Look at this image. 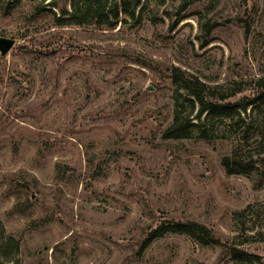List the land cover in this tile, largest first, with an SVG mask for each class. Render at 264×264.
Returning <instances> with one entry per match:
<instances>
[{
	"label": "rangeland",
	"instance_id": "rangeland-1",
	"mask_svg": "<svg viewBox=\"0 0 264 264\" xmlns=\"http://www.w3.org/2000/svg\"><path fill=\"white\" fill-rule=\"evenodd\" d=\"M75 1L0 0V264H264V98L209 138L163 136L192 97L173 72L218 100L258 92L264 0H108L101 23ZM174 221L219 242L144 246Z\"/></svg>",
	"mask_w": 264,
	"mask_h": 264
},
{
	"label": "trees",
	"instance_id": "trees-1",
	"mask_svg": "<svg viewBox=\"0 0 264 264\" xmlns=\"http://www.w3.org/2000/svg\"><path fill=\"white\" fill-rule=\"evenodd\" d=\"M79 13H82V17L84 19L87 17H93L97 23H101L108 20L109 15L117 17L118 10L117 4H115L114 7H111L108 5V0H76L73 3V15H77ZM130 15L133 16L134 12H131ZM56 20L58 23L61 22L60 17H57ZM176 69L177 68H174V71ZM178 76L180 79H178ZM173 81L178 84L181 82L180 87L185 88L192 97L187 96L185 98L187 101V111H184V107H181V103L176 102L172 121L163 130L164 137L190 136V134L195 133L194 136L196 137L209 138L211 136L209 131L212 129L214 124L222 122L225 118L231 119V121H234V124L244 122L239 116V111H245L247 105H251L250 110H255L256 106L254 104L264 98V77L259 80L260 89L258 92L252 97L246 98L243 104L241 103L242 99L230 101L223 100V97H221L220 100H218L210 95H207L206 84L198 78L191 79L183 76V74L177 75L173 72ZM195 101H197L200 105L197 110V114L194 115L197 121L192 122L189 116L195 108ZM203 114L204 119L202 120L200 118ZM256 114L258 117L264 118V107H257ZM236 115L237 118L235 119ZM222 161L227 167L228 172H230V158L228 156H224ZM166 231L186 233L202 243H206L208 240L212 242H219L218 239H215L212 235H210L209 230L202 223L194 221H174L168 224L162 223L153 228L148 233L144 246ZM229 254L234 260L260 262L258 254L248 252L239 247H231L229 249Z\"/></svg>",
	"mask_w": 264,
	"mask_h": 264
},
{
	"label": "water",
	"instance_id": "water-1",
	"mask_svg": "<svg viewBox=\"0 0 264 264\" xmlns=\"http://www.w3.org/2000/svg\"><path fill=\"white\" fill-rule=\"evenodd\" d=\"M7 42H10V40H6Z\"/></svg>",
	"mask_w": 264,
	"mask_h": 264
}]
</instances>
